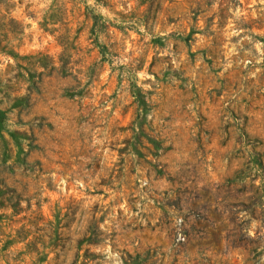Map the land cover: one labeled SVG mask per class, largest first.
<instances>
[{
    "label": "rangeland",
    "instance_id": "rangeland-1",
    "mask_svg": "<svg viewBox=\"0 0 264 264\" xmlns=\"http://www.w3.org/2000/svg\"><path fill=\"white\" fill-rule=\"evenodd\" d=\"M0 264H264V0H0Z\"/></svg>",
    "mask_w": 264,
    "mask_h": 264
}]
</instances>
